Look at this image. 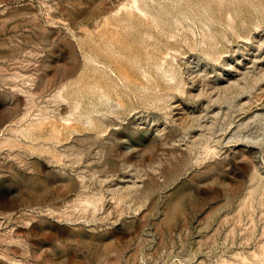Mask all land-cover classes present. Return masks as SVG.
I'll use <instances>...</instances> for the list:
<instances>
[{
  "label": "rangeland",
  "instance_id": "1",
  "mask_svg": "<svg viewBox=\"0 0 264 264\" xmlns=\"http://www.w3.org/2000/svg\"><path fill=\"white\" fill-rule=\"evenodd\" d=\"M72 91L82 114L118 105L90 162L24 135ZM8 136L0 264H264V0H0Z\"/></svg>",
  "mask_w": 264,
  "mask_h": 264
},
{
  "label": "bare ground",
  "instance_id": "2",
  "mask_svg": "<svg viewBox=\"0 0 264 264\" xmlns=\"http://www.w3.org/2000/svg\"><path fill=\"white\" fill-rule=\"evenodd\" d=\"M28 54H30V53H28ZM24 56V55H23ZM26 57V56H25ZM25 59H23V61H24ZM44 61V60H43ZM42 61V62H43ZM42 62H40L41 64H42ZM46 62V61H45ZM46 65V64H45ZM44 65V66H45ZM41 67H43L42 65H41ZM44 68V67H43ZM39 71H41L40 69H39ZM38 72V71H37ZM64 88V87H63ZM62 88V89H63ZM62 89H60L61 91H59V92H57V93H55V95H53L52 96V98H54V99H59V98H63V91H62ZM65 89V88H64ZM73 92V91H72ZM28 93H30V92H28ZM68 93V91L67 92H65V94H67ZM64 94V95H65ZM69 94V93H68ZM77 94H79L78 92H73V94H72V96H71V98H73V101H72V107L74 108L72 111H71V113H70V117H68V118H66L65 116H62L61 114V116H62V118H60L61 119V122H62V124H58L57 122H53V123H51V124H49L48 123V121L46 120V119H38V121H36V122H32V123H30L28 126H27V128H26V131H25V133H24V135L26 134V135H29L30 133H32L33 132V129H39V130H41V131H45V129H47L48 131V134L46 133V141H44V142H46V144H44V145H41V148H42V146L44 147V148H46V149H51L52 151L54 150V151H57V153H59V155L61 156V159H62V157L63 158H66V160H68V159H71L72 161H73V163L75 162V163H77V162H81V161H84L85 159H87V161L88 162H90L91 160V158H90V155L95 151L96 152V150H94V147H97V148H99V150L101 149L102 151H100L101 153L106 149V147H107V142H113V140L115 139H122L123 137L122 136H120V135H118L119 134V131L121 130V127H120V124H119V120L116 118V116H117V107H118V105L116 104V105H111V106H109V105H107V101H109V99L107 98L106 99V102L104 103L105 105H107V106H104V105H102V107L104 106L105 107V110H103V111H101L100 109H99V111L98 112H96L97 113V115L96 116H91V115H94V114H92V111H94V110H91L90 112H88V111H85L83 114L80 112V106H81V104H80V102H82V101H79V99L77 98ZM66 96V95H65ZM79 96V95H78ZM98 96H101V94L100 95H98ZM104 96V95H103ZM107 97V96H106ZM105 97V98H106ZM70 98V99H71ZM100 98V97H99ZM103 98V97H102ZM70 99H69V102H70ZM83 99V98H82ZM99 100V99H98ZM105 101V100H104ZM66 102V101H65ZM68 102V101H67ZM94 102V101H93ZM71 103V102H70ZM69 103V104H70ZM96 104V103H95ZM97 105V104H96ZM69 106V105H68ZM95 106V105H94ZM86 106H84V108H85ZM109 107V108H108ZM67 108V107H66ZM65 108V109H66ZM88 108V107H87ZM69 109H70V106H69ZM90 109V108H89ZM68 110V109H67ZM83 110H85V109H83ZM82 110V111H83ZM96 110V109H95ZM63 112V111H62ZM67 112V111H66ZM69 112V111H68ZM95 112H93V113H95ZM91 114V115H90ZM64 115H66V114H64ZM68 115H69V113H68ZM59 116V115H58ZM58 116H56V117H58ZM58 118V119H59ZM54 120V119H53ZM97 122H99L100 124L101 123H103V124H105V127L107 126V128L108 129H110V131H111V135L109 136V138L108 139H99V138H101V137H99V136H97L96 134V136L95 135H93L92 133H90L91 131H94V129L96 130V129H99L98 127H99V123H97ZM83 126L84 128H83V130L85 129V130H90L89 131V133L90 134H92V135H90L89 133L84 137L81 133V131L79 130V127L77 128V126ZM102 126H104V125H102ZM106 128V129H107ZM126 128V127H125ZM81 129V128H80ZM17 129H14V128H11V129H9V131H12V133H14L15 131H16ZM82 130V131H83ZM124 130H126V129H124ZM123 130V131H124ZM127 130H129V129H127ZM126 130V131H127ZM97 131V130H96ZM23 131H16L15 132V134H21ZM81 132V133H80ZM83 132H85V131H83ZM121 132V131H120ZM128 132V131H127ZM130 132H131V130H130ZM87 132H85V134H86ZM96 133V132H95ZM126 133V132H125ZM124 133V134H125ZM149 133V132H148ZM43 134V133H42ZM120 134H122V133H120ZM144 134V133H143ZM44 135H45V133H44ZM17 136V135H16ZM144 136H145V134H144ZM40 137V139H44L45 140V138H43L44 136H42L41 137V135L39 136ZM65 137H67L66 138V140H68L69 138H74V143L73 144H69V145H64L63 143H64V140H65ZM99 137V138H98ZM141 137V136H140ZM147 138V137H146ZM102 140H104V141H102ZM114 140V141H115ZM41 141H43V140H41ZM125 141V140H124ZM71 142V141H70ZM111 142V143H112ZM131 142V141H130ZM66 143V142H65ZM114 143V142H113ZM118 143V142H117ZM126 143V142H125ZM129 143V142H128ZM154 144V143H153ZM0 145H9V146H11V148H20L21 146H22V143H20L14 136H8V137H6L5 139H4V141H3V143H1ZM39 145V144H38ZM37 145V146H38ZM113 145H115V144H113ZM123 145V144H122ZM152 145V144H151ZM99 146V147H98ZM119 146V145H118ZM125 146V145H124ZM133 146V145H132ZM153 146V145H152ZM23 147H25L24 146V144H23ZM109 147H110V145H109ZM135 147V146H134ZM26 148V147H25ZM131 148V146L130 147H127V149H130ZM146 148V147H145ZM155 148H156V145H155ZM43 149V148H42ZM123 149V148H122ZM137 149V148H136ZM136 149H134V151L136 150ZM151 149H152V147H151ZM158 148H156V150H157ZM106 151H107V149H106ZM133 151V150H132ZM136 151H138V150H136ZM135 151V152H136ZM158 151V150H157ZM56 153V152H55ZM99 154V155H102V154ZM130 153H132L131 151H130ZM130 153H128V154H130ZM156 152H155V149H154V151L153 150H145V151H143L142 153L141 152H138L137 154H141L142 156H145V157H147V159L149 160V161H151V163H152V161L155 159V154ZM136 154V155H137ZM104 155H105V152H104ZM126 156H128V155H126ZM128 157H131V156H128ZM137 157H138V155H137ZM139 158V157H138ZM132 159V158H131ZM65 160V161H66ZM128 160H130V159H128ZM136 160V159H135ZM138 161H139V159H138ZM143 160H142V158H141V162H142ZM148 161V162H149ZM68 162H69V160H68ZM98 162V161H97ZM101 162V161H100ZM132 162V161H131ZM137 162V161H136ZM154 162V161H153ZM82 163V162H81ZM85 163V162H84ZM133 163V162H132ZM131 163V164H132ZM98 164V163H97ZM86 165V164H85ZM87 165H90L89 163L87 164ZM92 165V164H91ZM94 165V164H93ZM96 165V164H95ZM94 165V166H95ZM86 167V166H85ZM99 167H101L100 165H99ZM98 167V168H99ZM133 166H128L127 167V169H130V168H132ZM94 168V167H93ZM100 169H102V168H100ZM98 170V169H97ZM104 171V170H103ZM132 171H137L136 169H133ZM94 172H95V170H94ZM100 172H101V170H100ZM115 172V171H114ZM97 173H99L98 171H97ZM95 174V173H94ZM100 174V173H99ZM71 182V181H70ZM73 182V181H72ZM130 187V186H129ZM149 188V187H148ZM133 189V190H132ZM124 190V188H122V191ZM135 191V192H137V190H136V184L134 183L133 185H132V187L131 188H128V189H126L125 191V193H131L132 191ZM147 190V189H146ZM146 190H144L146 193L148 192V190L146 191ZM149 190H150V188H149ZM151 191V190H150ZM149 191V192H150ZM121 192V191H120ZM123 193V192H122ZM151 193V192H150ZM145 194V193H144ZM144 194H143V192H142V195L144 196ZM149 194V193H148ZM145 196H147V195H145ZM149 197V196H148ZM147 198V197H146ZM121 199V198H120ZM100 201V200H99ZM120 201V200H119ZM88 203V205L89 206H91V205H93L91 202H87ZM111 207V206H110ZM106 209V208H105Z\"/></svg>",
  "mask_w": 264,
  "mask_h": 264
}]
</instances>
